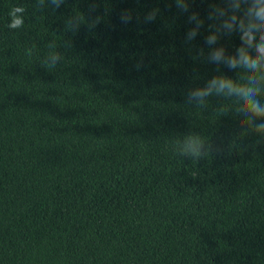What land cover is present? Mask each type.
<instances>
[{"label":"trees","instance_id":"obj_1","mask_svg":"<svg viewBox=\"0 0 264 264\" xmlns=\"http://www.w3.org/2000/svg\"><path fill=\"white\" fill-rule=\"evenodd\" d=\"M251 4L0 0V264H264V131L211 87Z\"/></svg>","mask_w":264,"mask_h":264},{"label":"clouds","instance_id":"obj_2","mask_svg":"<svg viewBox=\"0 0 264 264\" xmlns=\"http://www.w3.org/2000/svg\"><path fill=\"white\" fill-rule=\"evenodd\" d=\"M22 7H15L10 13L9 27L17 29L23 26ZM247 23L241 22L240 28L242 31V41L244 47H241L238 52V57H230L224 60L229 68L241 67L247 70V76L243 84L234 83L231 79L222 78L212 80L211 87H215L217 92H227L226 95H236L243 101V106L238 111L243 112L247 117H250V123L254 124L258 131H264V122L256 123V119L264 120V104H261L258 97L261 94V88L264 87V0H252V4L246 13ZM231 28V25H228ZM259 42L257 43V34ZM215 38L209 40L213 43ZM255 50L256 55L250 54V50ZM216 61L223 58V50L218 51L213 57ZM62 57L59 55H51L50 59L43 61V66L55 67ZM211 87L199 90L193 93V96L199 97L201 102L203 98L211 94ZM180 155L190 159H202L207 155L203 144L198 140H189L185 143L184 149L180 151Z\"/></svg>","mask_w":264,"mask_h":264}]
</instances>
